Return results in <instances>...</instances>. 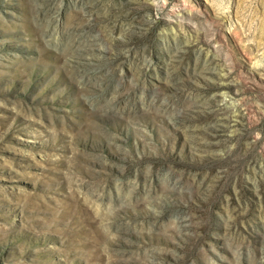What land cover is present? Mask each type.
<instances>
[{
  "label": "rangeland",
  "instance_id": "374dc122",
  "mask_svg": "<svg viewBox=\"0 0 264 264\" xmlns=\"http://www.w3.org/2000/svg\"><path fill=\"white\" fill-rule=\"evenodd\" d=\"M0 264H264V0H0Z\"/></svg>",
  "mask_w": 264,
  "mask_h": 264
}]
</instances>
